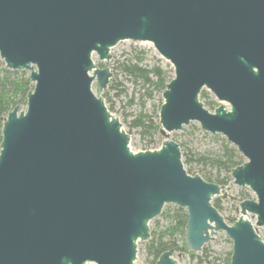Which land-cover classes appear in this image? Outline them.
<instances>
[{
	"label": "water",
	"instance_id": "water-1",
	"mask_svg": "<svg viewBox=\"0 0 264 264\" xmlns=\"http://www.w3.org/2000/svg\"><path fill=\"white\" fill-rule=\"evenodd\" d=\"M122 41L151 44L173 70L157 149L130 147L100 94ZM0 63L33 84L2 123L0 264H141L137 245L165 205L186 210L188 251L223 232L230 264H264V0H0ZM191 122L245 159L230 176L255 199L232 224L212 204L235 200L230 188L188 174L171 138ZM174 252L155 264H190Z\"/></svg>",
	"mask_w": 264,
	"mask_h": 264
},
{
	"label": "trees",
	"instance_id": "trees-1",
	"mask_svg": "<svg viewBox=\"0 0 264 264\" xmlns=\"http://www.w3.org/2000/svg\"><path fill=\"white\" fill-rule=\"evenodd\" d=\"M102 68L104 65L97 64ZM118 70L127 80L137 89L138 97H132L128 105H136L137 109L124 114V122L128 124L129 131L135 130L143 139H146L144 150H149L154 144V137L159 134L158 113L162 104V92L166 85L172 79V70L165 69L159 59L148 58V51L139 46H133L129 51H124L120 59L116 61V66L111 68L112 78L110 79L107 91L103 94V99L109 103V94L115 91L116 96L125 94L117 80L115 71ZM33 88L29 80V74L25 71H12L4 68L0 63V143L3 118L15 106L25 107L26 95ZM159 96L158 103H154L155 97ZM200 101L208 110L214 111L219 103L206 90L200 93ZM151 104H148V102ZM110 112H113V104L108 106ZM192 129L199 130V127L193 126ZM128 131V134L130 133ZM216 147L204 152H194L188 149L184 143H178L182 153V159L185 166L195 164L200 168L201 177L206 182L229 186L232 182L230 176L231 170L244 163V158L237 152L236 148L226 141L225 138L213 137ZM154 148V147H152ZM191 169L186 170L190 174ZM248 194H239L240 202L247 200ZM220 197L214 198L212 204L218 211H221ZM160 217L167 222L166 227L158 230V220H153V226L150 227L151 238L143 243L146 251V263L155 264L159 256L173 249L175 252H184L191 258H198L199 262L209 258L208 247H203V257H198L195 253L188 251L184 242V231L187 221V212L184 209L174 207L162 211ZM236 219L227 218L226 221L232 224ZM231 249L223 256L212 257L210 264H230Z\"/></svg>",
	"mask_w": 264,
	"mask_h": 264
},
{
	"label": "rangeland",
	"instance_id": "rangeland-1",
	"mask_svg": "<svg viewBox=\"0 0 264 264\" xmlns=\"http://www.w3.org/2000/svg\"><path fill=\"white\" fill-rule=\"evenodd\" d=\"M133 46H139L142 48H145L148 51V58L151 61V59L154 57L156 59L160 60L161 65L168 70H172L171 65L169 62L161 58L158 53L154 50L153 46L149 43H136L132 41H122L119 42L116 46L112 47L110 50L111 53V60L109 61V66L110 69L116 66V61L120 59L121 54L124 51H129L131 47ZM92 58L94 59V63L97 65L98 63H101L104 65V62H99L98 57L96 54L92 55ZM117 75V80L121 83L120 88L125 91V94H123L120 97L116 96V92L112 91L109 94L110 97V103L113 104V112L115 113L116 116L119 118L120 122L122 123L123 129L128 133L129 127L126 122H124V114L135 111L137 109L136 105L129 106L128 102L132 97H138V93L136 92L137 89H135L134 85L131 84L129 80H127L118 70L115 71ZM172 75H173V70H172ZM92 89L98 92L97 89V84L96 80L92 84ZM102 96L104 92L100 93ZM161 97V96H160ZM159 96L155 97L154 103H158L159 101ZM106 101V99H105ZM108 101H106L107 107L110 104ZM148 104H151L149 101ZM212 111V110H211ZM197 126V123L191 122L188 126H185L182 131L178 132H173L171 134V138L175 139L178 143H184V145L194 151V152H204L208 151L211 149H214L216 147V143L213 139L215 136H219L224 138L221 135H211L209 133H206L202 130H193L192 127ZM130 135V147L135 148L137 150H144L146 139H143L141 135L136 132L135 130L129 131ZM163 141V138L161 137L160 134L154 137V144L153 146H150L149 150L157 149L161 146V143ZM154 147V148H152ZM183 160V159H182ZM245 161V159H244ZM186 169H191L189 172L191 175H195L197 173L201 174L200 168L196 166L195 164H192L191 166H185ZM230 188L229 191H227L228 196H232L235 198V200L230 199L229 197L226 198H221L220 197V206H221V211L220 213L222 216L227 219V218H234L237 219L239 217V194L241 191L243 193H246L249 195V197L255 199L254 194L248 189V188H240L231 182L229 186ZM174 207H177L175 205H165L162 209V211L172 209ZM154 220H158L159 225H158V230L162 231L166 225L167 222L163 220L160 215L155 218ZM248 220L255 225V217L252 215L248 216ZM153 226V223H150V227ZM254 228L257 230V232L260 234V236L264 239V227H255ZM143 243L145 242H140L137 245V258L136 262L145 264L146 263V251L144 248ZM205 247H208L209 249V258L207 260H202L199 262L198 258H191L188 254L180 251V252H174L173 257L177 258L179 262H184V263H190V264H210L209 261L212 260V257L219 256V255H224L227 251H229L232 247V244L230 240L227 239L226 235L223 232L218 233V237L215 238L213 241L210 243L206 244ZM198 257H203L202 251L199 253H196Z\"/></svg>",
	"mask_w": 264,
	"mask_h": 264
}]
</instances>
